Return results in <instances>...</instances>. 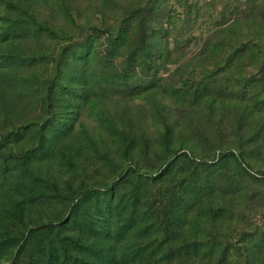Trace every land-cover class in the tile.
I'll use <instances>...</instances> for the list:
<instances>
[{
    "label": "rangeland",
    "instance_id": "1",
    "mask_svg": "<svg viewBox=\"0 0 264 264\" xmlns=\"http://www.w3.org/2000/svg\"><path fill=\"white\" fill-rule=\"evenodd\" d=\"M0 264H264V0H0Z\"/></svg>",
    "mask_w": 264,
    "mask_h": 264
},
{
    "label": "trees",
    "instance_id": "2",
    "mask_svg": "<svg viewBox=\"0 0 264 264\" xmlns=\"http://www.w3.org/2000/svg\"><path fill=\"white\" fill-rule=\"evenodd\" d=\"M117 40H123V37H122V33H118L117 34ZM82 46V48H83V52H84V49H86V42H82L81 44H80V47ZM226 151L224 152H222L221 153V157H225L226 156ZM231 154H233L232 152H231ZM106 193H108V195H111L112 194V189H107L106 190ZM104 197V196H103ZM88 199L87 198H84V199H82L81 201H80V204H84L86 201H87Z\"/></svg>",
    "mask_w": 264,
    "mask_h": 264
}]
</instances>
